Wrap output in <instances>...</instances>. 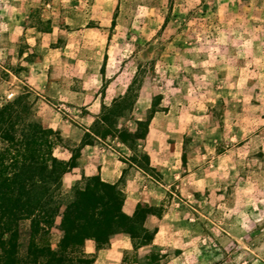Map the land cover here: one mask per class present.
<instances>
[{
  "label": "rangeland",
  "instance_id": "1",
  "mask_svg": "<svg viewBox=\"0 0 264 264\" xmlns=\"http://www.w3.org/2000/svg\"><path fill=\"white\" fill-rule=\"evenodd\" d=\"M21 93L45 127L95 101L140 211L120 264H264V0H0V102Z\"/></svg>",
  "mask_w": 264,
  "mask_h": 264
},
{
  "label": "trees",
  "instance_id": "2",
  "mask_svg": "<svg viewBox=\"0 0 264 264\" xmlns=\"http://www.w3.org/2000/svg\"><path fill=\"white\" fill-rule=\"evenodd\" d=\"M99 121L106 123L108 117ZM115 136L129 149L140 137L124 129ZM56 140L57 132L42 125L26 93L0 102V264H91L82 249L85 239L101 248L115 233L136 236L130 223L140 211L127 215L122 210L119 180L91 175L63 186L61 177L78 154L57 157ZM53 228L58 230L55 244Z\"/></svg>",
  "mask_w": 264,
  "mask_h": 264
},
{
  "label": "crops",
  "instance_id": "3",
  "mask_svg": "<svg viewBox=\"0 0 264 264\" xmlns=\"http://www.w3.org/2000/svg\"><path fill=\"white\" fill-rule=\"evenodd\" d=\"M74 93L78 91L73 90ZM81 94L82 91L80 90ZM88 90H83V95L88 94ZM95 104L92 101L90 104L86 100L83 101V126L78 127L74 124L61 123L59 119L57 123H48V127L60 128V133L63 137L75 141L76 144L81 142L83 135V142L80 143L78 155V163L73 165L68 171L63 173L61 181L64 187H70L72 183L82 176L98 175L100 179L107 182H117L121 179L123 174V167L125 162L121 159L123 157L119 152L110 148L109 145H102L99 137L90 129V124L97 117V113L93 114L91 107ZM84 110H87L84 111ZM45 119V118H44ZM65 122L68 120L65 119ZM79 125V124H78ZM78 130H81L80 136L77 135ZM88 133L89 140H86ZM119 149L126 147L122 142H117ZM57 157L68 160L71 157V150L65 146L55 148L53 151ZM125 159V157H123ZM125 198L122 204V210L127 215H134L136 212V201L130 195L127 188L125 189ZM130 242L129 235L125 233H115L108 241L105 247L97 248L94 240L85 239L82 245L83 252L92 258L91 264H120V257L127 251ZM136 252V250H134Z\"/></svg>",
  "mask_w": 264,
  "mask_h": 264
}]
</instances>
